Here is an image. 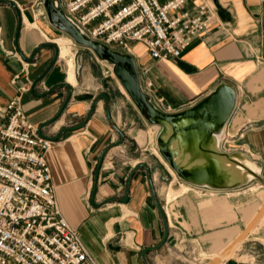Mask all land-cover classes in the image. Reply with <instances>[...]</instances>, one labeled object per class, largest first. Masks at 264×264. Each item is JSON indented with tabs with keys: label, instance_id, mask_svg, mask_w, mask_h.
<instances>
[{
	"label": "crops",
	"instance_id": "1",
	"mask_svg": "<svg viewBox=\"0 0 264 264\" xmlns=\"http://www.w3.org/2000/svg\"><path fill=\"white\" fill-rule=\"evenodd\" d=\"M202 1L214 8V22L180 56L153 60L139 43H131L128 53L135 60L143 91L157 108L154 99L160 98L168 109H158L165 112L188 107L218 83H229L235 90V103L219 147L247 155L257 163L264 180V0ZM40 2L0 1V110L18 96L25 119L52 140L44 158L58 212L78 232L94 264H185L170 251V240L178 236L193 243L191 251L209 255L219 251L220 244L241 228L243 214H248L244 193L252 182L202 194L206 188L183 181L180 193L168 185L164 211L171 214L168 202L172 201L176 216L173 226L166 224L154 189L158 169L144 159L148 137L145 134V144L140 146L144 155L137 158L123 134L111 125L118 127L107 109L102 113L95 103L84 121L92 96L71 86L75 83L69 82L68 63L65 77L56 59L49 66L54 52L43 44L52 43L55 29ZM65 80L69 90L61 84ZM146 82L151 84L148 89ZM122 123L129 130L135 125L155 126L146 124L137 110ZM142 131H134L133 140ZM159 159L157 163L171 174ZM141 163L148 169L154 196ZM191 187L201 196L187 193ZM248 240L257 241L263 253L245 249L242 243L239 255L225 257L220 264H264V222Z\"/></svg>",
	"mask_w": 264,
	"mask_h": 264
},
{
	"label": "built area",
	"instance_id": "2",
	"mask_svg": "<svg viewBox=\"0 0 264 264\" xmlns=\"http://www.w3.org/2000/svg\"><path fill=\"white\" fill-rule=\"evenodd\" d=\"M61 2L64 14L91 39L127 53L139 43L153 60L180 56L214 22V8L202 0ZM18 99L0 110V264H94L58 212L44 158L52 140L25 119Z\"/></svg>",
	"mask_w": 264,
	"mask_h": 264
},
{
	"label": "water",
	"instance_id": "3",
	"mask_svg": "<svg viewBox=\"0 0 264 264\" xmlns=\"http://www.w3.org/2000/svg\"><path fill=\"white\" fill-rule=\"evenodd\" d=\"M40 4L48 23L55 30L67 35L76 45L89 49L99 61L110 65L114 77L145 123L158 127L154 140L155 149L178 179L209 190L235 189L253 179L264 186L257 163L240 151L225 152L219 147L221 133L235 103V90L229 83H218L210 92L188 107L174 112L162 111L143 91L131 54L91 39L64 14L61 0H41ZM43 45L53 49L50 66L56 59L57 47L53 43ZM36 50L37 48L33 50L32 56ZM61 84L69 90V84ZM100 97L106 109L107 95L103 92L98 93L92 100L84 121ZM49 123L50 121L43 125ZM111 125L122 137L118 128ZM105 151L106 149L99 156L97 165L100 164ZM242 160H246L250 166L244 164ZM235 165L241 166L242 173L250 176L239 178L233 170ZM139 166L145 168L146 178L154 196L148 169L143 163Z\"/></svg>",
	"mask_w": 264,
	"mask_h": 264
},
{
	"label": "rangeland",
	"instance_id": "4",
	"mask_svg": "<svg viewBox=\"0 0 264 264\" xmlns=\"http://www.w3.org/2000/svg\"><path fill=\"white\" fill-rule=\"evenodd\" d=\"M45 37L48 38L47 36ZM50 40L53 44L56 45V47L58 46L57 51L59 49V56L61 55L63 57V59L62 57L58 58L57 52L56 61L62 68L63 77H65L67 68L66 63H68V79L69 82L71 81L72 83H75L74 85H71L75 90L87 91L88 94L92 96V100L95 98V96H97L98 93H105L107 95V114L110 115V117H112L114 121H116L118 130H120L124 138H126V146L132 148V154L137 158L142 157L144 155V152L147 153L144 159L151 161V165L158 169L157 172L159 173V175L155 176L154 189H156L158 198L161 201L160 208L164 213L166 224H168L169 226H173L172 220L176 215L173 213L174 209H172V201L168 202V208L171 214H169L168 216L165 214L164 193L168 185V188L171 187V189H173L174 191H179V184L184 183H182V181H180L176 177L174 172L170 174L168 170L163 167V165L157 163V159H160L156 155V153H154L153 149L156 150L154 140L156 128L158 127H144L135 125V128L129 130L130 126L128 124H123L122 122L125 121V119H127L130 115H134V112H136V110L131 104L127 95H125V92L122 90L119 82L114 77L110 65L96 59V57L89 49L76 45L67 35L60 31L54 30L53 38H50ZM96 103V106L99 108L100 112L103 113L104 101L102 100V98L100 97ZM141 129L143 130L142 133H139V135H137V137H135V139L133 140L131 136H133L134 131H141ZM125 132L127 135L124 134ZM145 134L146 137H148L147 139L150 150L148 148V151L141 152L140 146L143 147V145L145 144ZM148 152H152V155ZM249 183L252 184L250 185L252 187H250V189H248L244 193L245 198L248 197L249 200L247 210L248 214H243V222L241 228L237 230L236 234H234L231 239L229 238L226 241V244H220L219 251L212 252L211 255H209L208 252L203 253L201 251H191L193 243L188 241L186 237L178 236L175 238L173 237L174 239L170 240V251L173 254L172 257L176 258L177 260H181L185 264H220V260L225 257L239 255V253H241V251L239 250L241 248V245H243L242 243H244L245 249L255 251L257 250L256 252L258 254H262L263 252L258 249L259 243L257 241H245L247 238H249V235L255 232L258 226H261L264 222V186L260 185L256 179L251 180ZM191 188L192 189L188 190L187 193L195 194L198 196H201L202 193H208V189L201 190L200 194L199 192H197V188ZM178 193H180V191ZM175 194L173 192L171 197ZM241 258L244 260L249 259L248 257Z\"/></svg>",
	"mask_w": 264,
	"mask_h": 264
},
{
	"label": "bare ground",
	"instance_id": "5",
	"mask_svg": "<svg viewBox=\"0 0 264 264\" xmlns=\"http://www.w3.org/2000/svg\"><path fill=\"white\" fill-rule=\"evenodd\" d=\"M58 47V46H57ZM58 55H59V49H58ZM67 83V82H66ZM68 84V83H67ZM70 85V84H69ZM121 86V85H120ZM122 88V87H121ZM122 90H123V88H122ZM124 91V90H123ZM125 92V91H124ZM125 95H126V93H125ZM157 152V151H156ZM158 154V153H157ZM159 155V154H158ZM160 157V156H159ZM161 158V157H160ZM163 161V160H162ZM242 161H244V164H246V165H249V163L246 161V160H242ZM163 163L166 165V163L163 161ZM167 166V165H166ZM250 166V165H249ZM168 167V166H167ZM168 169L171 171V172H173L169 167H168ZM233 170L235 171V173H236V175H238L239 176V178H242L243 176H245V177H249L250 175H245V173H242V168H241V166H234L233 167Z\"/></svg>",
	"mask_w": 264,
	"mask_h": 264
}]
</instances>
